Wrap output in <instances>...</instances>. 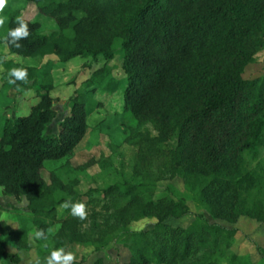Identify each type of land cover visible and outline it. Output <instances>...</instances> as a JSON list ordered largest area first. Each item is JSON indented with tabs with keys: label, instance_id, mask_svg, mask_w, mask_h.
I'll return each instance as SVG.
<instances>
[{
	"label": "trees",
	"instance_id": "16d2710c",
	"mask_svg": "<svg viewBox=\"0 0 264 264\" xmlns=\"http://www.w3.org/2000/svg\"><path fill=\"white\" fill-rule=\"evenodd\" d=\"M26 1L52 18L57 29L42 33L37 22L6 9L4 42L10 53L32 58L55 55L61 61L77 56L110 60L114 43L120 42L126 76L123 108L132 120L124 141L141 142L151 124L157 133L143 145L144 151L174 165L192 189L200 187L202 201L214 217L235 221L247 214L264 223V197L251 192L264 189V168L262 175L241 174L238 166L243 151L264 145V79L243 77L245 67L264 48V0ZM17 17L30 31L20 41L21 48L7 40L9 30L18 27ZM18 69L27 71L29 83H11L9 76L8 84L20 93L36 82L38 70L29 65ZM42 75L43 91L37 92V101L27 114L7 121L0 136V188L8 196L25 199L29 209V219L20 220L19 226L0 220L3 246L26 247L28 221L45 232L55 226V239L74 241L78 218L59 209L68 199L83 202L84 193L79 179L65 181L63 175L98 163L93 157L76 166L69 162L86 131V93L72 94L59 130L48 133L56 112L50 94L52 77ZM104 81L105 88L114 89L108 85L107 66L94 70L88 84ZM171 140L173 145L168 144ZM119 147L108 144L111 154H102L101 170L112 165ZM61 159L64 162L50 170L46 180L41 174L45 162ZM141 187L124 181L87 193L114 195L116 206L124 202L121 212L133 209L156 218L150 231L133 233L127 264H183L193 258L190 264H216V253L225 254L236 229L210 222L202 214L187 228L174 227L166 220L188 214L185 203L169 198L154 203ZM1 255L5 264H19L16 254L2 251ZM243 261L244 257L230 256V264Z\"/></svg>",
	"mask_w": 264,
	"mask_h": 264
},
{
	"label": "rangeland",
	"instance_id": "374dc122",
	"mask_svg": "<svg viewBox=\"0 0 264 264\" xmlns=\"http://www.w3.org/2000/svg\"><path fill=\"white\" fill-rule=\"evenodd\" d=\"M6 9L18 10L24 18L37 22L39 31L42 33L47 34L57 29L52 18L41 14L34 3L26 0H8L5 9L0 12V18L5 21L0 26V136L7 121L27 114L30 106L37 101V92L43 91L39 83L43 79L42 74L46 73L52 77L53 89L50 94L53 97L52 105L56 112L53 122L47 127V132L54 133L59 130L60 121L69 113L72 94L75 91L86 93V131L74 147L69 162L72 166H76L93 157L98 159V163L86 171H74L63 175L65 181L74 178L80 180L79 189L84 193L81 201L87 205L89 212L87 220L78 219L76 239L72 242L66 239H55L56 227L53 226L47 228V240H37L34 237V231L38 228L28 221L27 246L22 247L18 244L3 246L0 242V264L6 263L1 255L2 251L16 254L19 264H46L51 251L61 247L74 253L76 261L82 259L81 264L98 262L127 264L132 257L129 244L135 242L133 233L150 231L156 218L148 214H139L133 209L121 212L119 208L122 209L124 202L116 206L114 195L94 191L87 194L90 188L105 189L112 184H120L124 181L131 184H142L141 189L146 190L148 198L154 203L161 198L182 200L190 212L180 218L166 220V223L174 227L187 228L198 214H202L210 222H216L229 228L234 227L236 232L232 243L228 250L226 249L225 254L218 256L216 253V264H230L231 254L244 257L243 264H264V223L262 221L247 214H240L235 221L214 217L202 201L200 187L196 186L192 189L185 176L175 170L174 165L151 158L144 151L145 146L143 145L150 142V137L157 133L151 124L147 126V133L141 137V142L128 144L124 141L127 127L132 120L130 114L123 108L126 76L121 69L120 42L114 43L115 52L110 60L77 56L68 61H61L55 55L32 58L12 54L4 42L7 23ZM20 65L35 66L38 72L36 82L31 88L17 93L9 88V71L18 69ZM102 66L110 69L108 85L114 87L113 90L105 88V81L103 84H88L92 72ZM243 77L264 79V48L255 54V61L245 67ZM111 142L119 144V150L113 156L112 165L101 170L99 166L101 156L111 154L108 148ZM168 144L173 145L174 141L171 140ZM63 162L64 159L46 161L41 171L42 176L48 180L49 171ZM238 166L241 174L260 173L262 175L264 145L255 147L253 151H243ZM251 192L261 198L264 197V189L259 194L254 188ZM62 211L63 208H60L59 212ZM23 219H29L26 200L8 196L0 188V220L15 227L19 226L20 220ZM143 242L145 239L141 240L142 244ZM96 246L99 249H95ZM191 261H194V258L183 264H190ZM150 264L164 263L151 262Z\"/></svg>",
	"mask_w": 264,
	"mask_h": 264
},
{
	"label": "clouds",
	"instance_id": "9594fccd",
	"mask_svg": "<svg viewBox=\"0 0 264 264\" xmlns=\"http://www.w3.org/2000/svg\"><path fill=\"white\" fill-rule=\"evenodd\" d=\"M8 0H0V12H3L7 5ZM4 19L0 18V26L4 24ZM18 27L10 29L8 32L7 40L16 48H21V40L27 39L30 35L28 24L22 17H17ZM27 71L23 69H11L9 71L11 83H15L17 80L24 83H29L27 80ZM60 207L70 210L73 217L78 218L81 221H85L88 218L89 212L87 205L83 202L73 203L71 199L65 200ZM50 231V230H49ZM34 237L37 240H47V235L44 229H37L34 231ZM76 256L70 251H66L63 247L54 249L47 257L46 264H75Z\"/></svg>",
	"mask_w": 264,
	"mask_h": 264
}]
</instances>
